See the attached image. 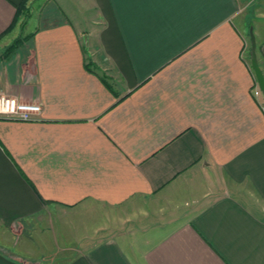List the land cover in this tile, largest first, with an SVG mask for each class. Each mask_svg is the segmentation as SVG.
<instances>
[{
  "label": "crops",
  "instance_id": "crops-1",
  "mask_svg": "<svg viewBox=\"0 0 264 264\" xmlns=\"http://www.w3.org/2000/svg\"><path fill=\"white\" fill-rule=\"evenodd\" d=\"M248 1L0 0V93L41 106L0 119V227L81 209L101 219L66 264H264ZM23 251L0 264H37Z\"/></svg>",
  "mask_w": 264,
  "mask_h": 264
},
{
  "label": "rangeland",
  "instance_id": "rangeland-1",
  "mask_svg": "<svg viewBox=\"0 0 264 264\" xmlns=\"http://www.w3.org/2000/svg\"><path fill=\"white\" fill-rule=\"evenodd\" d=\"M260 3L261 2H258L257 5H261ZM253 9L254 6L248 11L249 15H252L250 16L251 18L248 22L250 33L251 31L254 33L253 24L255 22L254 20L256 15L252 14ZM38 13L39 12H36L34 14V18L39 17ZM30 14L31 13L29 11V17L31 16ZM34 20L35 19H33L31 22ZM260 21L264 22L263 20ZM36 25L37 21H35V23L33 22L29 27L27 26L28 28H26V30L21 35L22 41H24L23 37H26L27 33L32 31L33 27ZM248 43L249 49L251 48V34ZM6 53L9 52L5 51V54ZM92 212L93 211L81 209H57L52 207L48 208V210H46L44 213L38 215V217H36L34 220L29 221L22 226L15 227L13 232H9L6 229L0 227V246H2L0 249L7 255L12 252L20 255L24 252V248H29L36 258H38L33 260L34 263L66 264L82 250L81 243L84 235L86 234L84 232H86V230H96V228H94L96 222L98 221L96 220V215L99 216L100 220V215L102 213ZM118 214L122 219V226L131 224V221H125L130 218V214H127V212L123 213V210H121ZM88 218L91 222L86 221ZM10 238H12V241H15L16 244L17 242L20 243L19 246L15 247V250L12 249V247H10L11 250L7 247H4L8 245L10 246V242L8 243L6 241L7 244L4 243V240H9ZM28 240L32 241L29 243Z\"/></svg>",
  "mask_w": 264,
  "mask_h": 264
},
{
  "label": "built area",
  "instance_id": "built-area-1",
  "mask_svg": "<svg viewBox=\"0 0 264 264\" xmlns=\"http://www.w3.org/2000/svg\"><path fill=\"white\" fill-rule=\"evenodd\" d=\"M256 95H262L256 86ZM41 112V106L20 102L16 97L0 93V119L30 122Z\"/></svg>",
  "mask_w": 264,
  "mask_h": 264
},
{
  "label": "water",
  "instance_id": "water-1",
  "mask_svg": "<svg viewBox=\"0 0 264 264\" xmlns=\"http://www.w3.org/2000/svg\"><path fill=\"white\" fill-rule=\"evenodd\" d=\"M251 69L253 71L256 83L264 98V72L259 64L257 56V43L254 33L251 31Z\"/></svg>",
  "mask_w": 264,
  "mask_h": 264
},
{
  "label": "trees",
  "instance_id": "trees-1",
  "mask_svg": "<svg viewBox=\"0 0 264 264\" xmlns=\"http://www.w3.org/2000/svg\"><path fill=\"white\" fill-rule=\"evenodd\" d=\"M19 42H22V40L16 41L15 44H18ZM15 44L8 50L9 52L16 46Z\"/></svg>",
  "mask_w": 264,
  "mask_h": 264
}]
</instances>
